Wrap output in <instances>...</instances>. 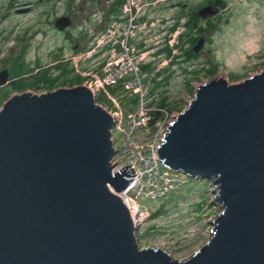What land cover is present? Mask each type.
<instances>
[{"label": "water", "instance_id": "95a60500", "mask_svg": "<svg viewBox=\"0 0 264 264\" xmlns=\"http://www.w3.org/2000/svg\"><path fill=\"white\" fill-rule=\"evenodd\" d=\"M71 23L57 21L61 29ZM202 46L201 39L196 51ZM9 73L0 72V84ZM113 125L86 85L7 99L0 109V264H264V68L238 83H202L158 149L169 167L210 180L223 207L208 222L209 240L185 259L140 246L119 195L136 171H113Z\"/></svg>", "mask_w": 264, "mask_h": 264}, {"label": "rangeland", "instance_id": "374dc122", "mask_svg": "<svg viewBox=\"0 0 264 264\" xmlns=\"http://www.w3.org/2000/svg\"><path fill=\"white\" fill-rule=\"evenodd\" d=\"M123 1L125 5L126 0ZM202 1L184 0L188 5L187 8L181 7L179 12L180 33L176 48L166 51L161 56L162 62L143 65L146 69L142 67L148 78L143 92L157 101L163 97L166 87L171 86L177 115L188 107L202 83L221 77L231 84L238 83L264 68V0H223L217 17H198V20H193L196 28L194 31L191 21L189 24L184 21L191 20ZM110 5L112 0H0V71L3 68H9L10 71L9 84L5 90L10 89L11 96L20 94L21 89H25L24 92L32 90L40 93L26 79L36 75L41 79L44 76L48 78L46 73L49 74L53 68L51 53L63 41L52 24L54 20L64 16L70 17L72 21L68 25L69 40L65 53L70 56V66L78 69L84 64V60H91L90 66L97 63L101 52L92 54L96 43L101 39H105L107 43L115 28L111 23ZM172 14L173 10L168 11L164 7L157 15L151 11L149 13V10L133 15L128 28H122L117 35L119 38L124 37L126 41L125 33H130L131 40L137 46L145 42L152 43L153 40L162 41L160 33L156 36L151 34L152 31L157 33L158 21L155 25L144 23V19L149 16L152 20V17L154 19L160 16L159 20ZM199 36L206 38L204 51L197 52L191 60L184 58L183 50L188 49L189 44H197ZM105 49L104 47L103 51ZM106 53L108 52L105 51L104 55ZM88 54L91 55L89 58ZM146 55L143 52L142 57ZM151 57L155 59L160 56ZM189 72L192 74H188ZM83 82V79L68 74L55 86L70 88L82 85ZM34 84L41 86L42 82ZM0 91L5 92L1 85ZM114 94L121 104L128 103L127 98L119 97L116 92ZM98 101L96 100L97 104ZM109 103L113 106L112 101L109 100ZM3 104L1 102L0 109ZM115 138L118 140L119 134ZM120 142L121 140L117 145ZM213 190L210 180H200L188 175L182 187L165 194L159 200H141L144 219L140 225V246H159L178 259H185L200 249L212 234L213 224L208 222H213L223 208L222 203L217 201L218 190L215 189L212 194Z\"/></svg>", "mask_w": 264, "mask_h": 264}, {"label": "built area", "instance_id": "2783aa9c", "mask_svg": "<svg viewBox=\"0 0 264 264\" xmlns=\"http://www.w3.org/2000/svg\"><path fill=\"white\" fill-rule=\"evenodd\" d=\"M128 46L130 45L124 40L113 45L111 34L107 43L105 39H101L93 50V54L101 52L97 63L90 66L84 75L86 86L90 87L97 101L100 99L98 103L114 120L111 132L115 151H118L111 160L113 171H120L127 166H132L136 171L128 188L119 195L129 205L137 227V237H140V225L144 219L141 200H159L165 194L182 187L188 176L172 170L158 155L160 145L176 119L175 116H178L173 96H167L165 100L163 95L155 101L143 92L148 78L142 67L146 69L143 65H148L149 62L146 56L142 57L143 52L134 46ZM104 47L106 49L103 51ZM105 51L108 53L104 55ZM139 57L141 58L137 60ZM114 92L121 98H127L128 103L121 104ZM116 134H119L118 140L115 138ZM119 140L121 142L117 145ZM132 201L137 204L136 209L132 206Z\"/></svg>", "mask_w": 264, "mask_h": 264}, {"label": "flooded vegetation", "instance_id": "af4514ba", "mask_svg": "<svg viewBox=\"0 0 264 264\" xmlns=\"http://www.w3.org/2000/svg\"><path fill=\"white\" fill-rule=\"evenodd\" d=\"M182 2H184V0H177V1H175V0H128V2L126 0L125 5H124L123 0H112V5H110L111 23L115 27L113 29V33H111L113 45H118L121 41L124 40V37L119 38L117 33L122 28H124V30L128 28V24H129V20H130L131 16H133V15L137 16V15H140L144 12L146 13L148 10H149V13L151 11L157 15V13L162 11L165 7V8H167L168 11L173 10L174 14L166 15V16L160 18L159 20H158V17H160V16L154 17V19L152 17V20H150L149 16H147L144 19V23H148V24L155 23V25H156V21H158V27H156L157 33H154L152 31L151 34L153 33L156 36L158 33H160V38L162 41L157 40V42H156V40H153V41H151L152 43L145 42V43L139 44V46H137L136 43L133 40H131L132 35L128 32L125 33L127 44H129L130 46L136 47V49L139 51L141 49H143L141 52L147 53L146 58L149 59V60L147 59L149 61V64L150 63L157 64V63L162 62V60H160V59H162L161 56L164 55L165 52L168 50H171V51L174 50L176 48V44H177L176 40L179 41V33H180L178 31V28L180 27L179 26V21H180L179 12L181 10V7L184 6L185 8H187V5H188V4H186V2H184V3H182ZM194 5H195V3H194ZM200 5H201L200 8L198 10L196 9L194 11V14L191 16V20L186 19L184 21L185 24L187 23V21H188V24H189V21H191L192 28L194 31L196 30V28L194 27L193 20H195V19L198 20L199 18L210 19V18L217 17L220 14V7L223 6V0H203L202 4H200ZM210 6H212L214 9H216L217 13L215 15H207L205 18L202 17V14L204 13L203 9L206 7H210ZM123 7H125V9ZM120 8H123L124 10L120 9ZM58 20H54V23L52 25L55 28V32L62 36L63 41L51 53V60H52L51 64H53V68L51 69V71L49 73L50 75H54L56 77H50L49 74H47L45 72L46 75L48 76V78H46V76H44V79H41L38 75H36V76L28 77L26 79L32 85L31 87L33 89H35V91H38L40 93L50 92V91H53L55 89L60 88L59 85L58 86H55V85L61 78L66 77L65 74L68 72V65L66 62L68 61V58L70 56L65 55V53H66L67 48H68V46H67V42L69 40L68 29L70 27L67 26L64 29H60V27H58V25H57ZM135 20L136 19L134 18V21ZM122 24L124 25V27ZM139 24H140V22H139ZM116 25H118V26L116 27ZM201 39L203 40V46L199 49V51H196L195 47L198 46L199 40H201ZM199 40H198L197 44H193V45L189 44L188 49L183 50L184 58L191 60L195 57L197 52L202 53L204 51L203 47L206 45L205 44L207 42L206 38L202 36L199 38ZM190 46H192V47L190 48ZM93 48H94V46H93ZM151 55H154V56L158 55L160 57L153 59L154 57H151ZM179 58H180V56H179ZM5 69L9 70V68H3L1 71L5 70ZM193 72H195V71H193ZM188 74L191 75L192 72H189ZM38 78H40V79H38ZM41 82H42L41 86L34 84V83H41ZM8 84H9V82L0 84L1 86H3V90L5 92L11 91L10 89L5 90V88ZM24 90L25 89H21L20 92L22 93V92H24Z\"/></svg>", "mask_w": 264, "mask_h": 264}, {"label": "crops", "instance_id": "0c3cea01", "mask_svg": "<svg viewBox=\"0 0 264 264\" xmlns=\"http://www.w3.org/2000/svg\"><path fill=\"white\" fill-rule=\"evenodd\" d=\"M61 29V28H60ZM93 54V53H92ZM88 56V58L91 56L90 54H88L87 55ZM67 63V65H68V72L65 74V76H67L68 74H72V76H75V77H77L78 79L79 78H81V79H83L84 80V82H83V84L82 85H86L85 84V80H86V76L84 75V72L85 71H88L91 67H90V65H91V60H89V61H86V60H84V64L83 65H81V67L80 68H78V69H75L73 66H70V62L69 61H67L66 62ZM65 63V64H66ZM64 64V65H65ZM69 77V76H68ZM172 88H171V86H167L166 87V91H165V93H164V96L167 98V96H173V94H172Z\"/></svg>", "mask_w": 264, "mask_h": 264}, {"label": "trees", "instance_id": "16d2710c", "mask_svg": "<svg viewBox=\"0 0 264 264\" xmlns=\"http://www.w3.org/2000/svg\"><path fill=\"white\" fill-rule=\"evenodd\" d=\"M221 3V2H220ZM1 92V91H0ZM10 92L8 91V92H4V93H0V105H1V102H2V104L8 99V98H10ZM167 98H165V100H166ZM177 108V107H176Z\"/></svg>", "mask_w": 264, "mask_h": 264}, {"label": "bare ground", "instance_id": "6f19581e", "mask_svg": "<svg viewBox=\"0 0 264 264\" xmlns=\"http://www.w3.org/2000/svg\"><path fill=\"white\" fill-rule=\"evenodd\" d=\"M159 155V154H158ZM168 166V165H167ZM171 168V167H170ZM172 170H176V169H173V168H171ZM179 172L180 173H182L183 171L182 170H179ZM184 174V173H183ZM186 175V174H185ZM131 183V182H130ZM218 192V191H217ZM132 206L134 207V209H136L137 208V204L135 203V202H133L132 201ZM128 207H129V205H128ZM131 212V211H130ZM135 216H136V213H135Z\"/></svg>", "mask_w": 264, "mask_h": 264}, {"label": "clouds", "instance_id": "9594fccd", "mask_svg": "<svg viewBox=\"0 0 264 264\" xmlns=\"http://www.w3.org/2000/svg\"><path fill=\"white\" fill-rule=\"evenodd\" d=\"M88 87V86H87ZM92 91V90H91ZM93 93V92H92Z\"/></svg>", "mask_w": 264, "mask_h": 264}]
</instances>
